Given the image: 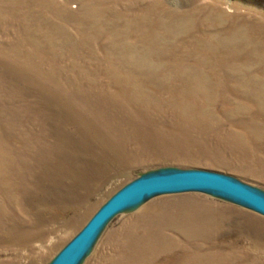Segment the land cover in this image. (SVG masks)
Returning <instances> with one entry per match:
<instances>
[{"label": "rangeland", "instance_id": "374dc122", "mask_svg": "<svg viewBox=\"0 0 264 264\" xmlns=\"http://www.w3.org/2000/svg\"><path fill=\"white\" fill-rule=\"evenodd\" d=\"M83 89L112 107L90 125ZM121 90L148 101L127 114ZM189 168L264 192V0H0V264H50L121 187ZM205 256L264 264V215L156 195L112 218L81 264Z\"/></svg>", "mask_w": 264, "mask_h": 264}, {"label": "water", "instance_id": "95a60500", "mask_svg": "<svg viewBox=\"0 0 264 264\" xmlns=\"http://www.w3.org/2000/svg\"><path fill=\"white\" fill-rule=\"evenodd\" d=\"M209 192L264 215V192L223 172L209 169H163L143 174L117 190L68 241L50 264H81L99 235L117 214L163 194Z\"/></svg>", "mask_w": 264, "mask_h": 264}, {"label": "bare ground", "instance_id": "6f19581e", "mask_svg": "<svg viewBox=\"0 0 264 264\" xmlns=\"http://www.w3.org/2000/svg\"><path fill=\"white\" fill-rule=\"evenodd\" d=\"M133 92H131V91H129V90H121L120 91V93L119 94H117L116 96H119L120 98H122V99H125V100H129V101H127V102H125V101H123L122 103H121V108L122 109H124V111L127 113V111H128V109H129V106H134V108H135V111L136 112H139L140 111V107H142L143 106V102H144V100L145 101H148V99L144 96V94H142L140 91H135V90H132ZM94 94L92 93V92H89V91H85V89H83V90H81L79 93H77L76 94V96H75V98L76 99H80V97H82V100L84 101V102H82L81 100H79V101H81L82 102V104H83V108L82 109H84L85 110V112H86V114H85V118H88L87 120H82V122H86V123H88L89 125L91 124V122H92V120L95 118V117H97L99 114H100V112L101 113H109L111 110H112V107H108V108H106V107H104L103 105H101V106H99L97 103H96V101L95 100H93V99H91L92 98V96H93ZM78 109V108H77ZM127 114H129V113H127ZM126 121V120H125ZM121 126H122V122L120 121V122H118L117 123V119H115V127L114 128H116V129H120L121 128ZM3 140H4V138H2ZM106 139H108L107 137H106ZM104 140H105V136H104ZM129 142V140L127 141H125L124 139H123V142H122V144L121 143H119V144H116L115 146H113V149L115 150V151H117L118 150V148H119V150H121V152H125L124 150H125V148H127V151H128V143ZM128 146V147H127ZM20 161V160H19ZM16 171H19L18 169H16ZM19 172H16L15 174H18ZM201 229V228H200ZM200 229H197V234H200V232H198V230H200ZM135 240V239H134ZM134 242V241H133ZM133 242L132 243H130V245H128L127 247H126V249L124 250V252H123V256L124 255H127L128 254V256H133V254H134V247H133ZM137 253V252H136ZM134 258V257H133ZM135 259V258H134ZM213 261V259L212 258H210L209 256L207 257V256H205L204 258H203V263L204 264H218V262H215V263H211Z\"/></svg>", "mask_w": 264, "mask_h": 264}]
</instances>
